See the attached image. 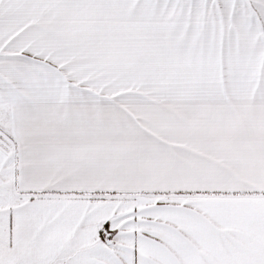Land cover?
<instances>
[{"label": "snow or ice", "instance_id": "6c2138e0", "mask_svg": "<svg viewBox=\"0 0 264 264\" xmlns=\"http://www.w3.org/2000/svg\"><path fill=\"white\" fill-rule=\"evenodd\" d=\"M0 264H264V0H0Z\"/></svg>", "mask_w": 264, "mask_h": 264}]
</instances>
